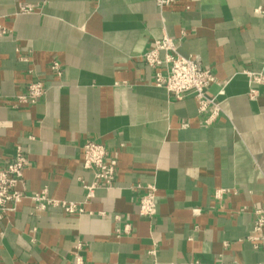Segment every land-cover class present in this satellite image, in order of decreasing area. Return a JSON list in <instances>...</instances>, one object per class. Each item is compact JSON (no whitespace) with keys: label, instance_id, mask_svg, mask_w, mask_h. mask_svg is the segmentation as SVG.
<instances>
[{"label":"crops","instance_id":"1","mask_svg":"<svg viewBox=\"0 0 264 264\" xmlns=\"http://www.w3.org/2000/svg\"><path fill=\"white\" fill-rule=\"evenodd\" d=\"M0 27V167L19 144L25 191L83 208L23 199L0 220V264H74L78 244L84 264H264V240L247 239L264 208V84L246 74H264V0H0ZM163 35L214 74L209 122L192 95L154 84L143 54ZM34 79L44 95L13 105ZM88 139L117 165L113 186L85 201ZM146 184L151 218L138 214Z\"/></svg>","mask_w":264,"mask_h":264},{"label":"built area","instance_id":"2","mask_svg":"<svg viewBox=\"0 0 264 264\" xmlns=\"http://www.w3.org/2000/svg\"><path fill=\"white\" fill-rule=\"evenodd\" d=\"M176 0H156L159 8L167 7ZM31 7L21 6L19 11H29ZM7 30L0 27V35ZM143 60L154 71V84L162 86L173 94L175 98H181L187 94L193 96L199 113L211 109L206 121L212 120L218 113V103L214 97L207 94L208 86L214 81V74L210 69L203 67L197 55H181L178 53L175 42L168 35L154 40L153 45L143 54ZM48 68L56 76H61L63 67L59 61L53 59ZM249 81L264 84V74L246 71ZM46 91L45 83L40 79L28 81L24 90L17 93L13 99V105H28L40 99ZM249 96L253 97L255 90H249ZM28 157L21 145L16 144L15 150L3 167H0V220L16 210V206L23 199L33 202L36 209H45L47 206L60 207L66 213L82 212L83 208L74 201L53 199L47 195L45 189L27 193L23 187V171L28 164ZM81 165L90 170L93 180L90 183H82L84 200L93 197L99 187H111L116 177V160L108 153L107 147L101 143L88 139L82 145ZM227 188L217 189L215 199H221L227 192ZM138 214L144 217H153L156 214L155 187L152 184L145 185V191L139 196ZM254 222L252 234L247 239L252 241L253 247L264 240V208H256L252 211ZM128 225L124 229L127 230ZM153 253V250L149 251ZM74 264H84L81 254V245H76L74 251Z\"/></svg>","mask_w":264,"mask_h":264}]
</instances>
